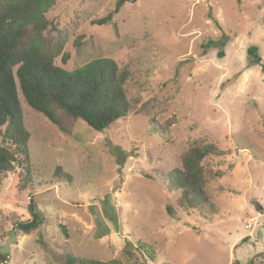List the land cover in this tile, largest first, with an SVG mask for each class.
Here are the masks:
<instances>
[{
	"label": "rangeland",
	"instance_id": "1",
	"mask_svg": "<svg viewBox=\"0 0 264 264\" xmlns=\"http://www.w3.org/2000/svg\"><path fill=\"white\" fill-rule=\"evenodd\" d=\"M117 2L61 4L51 18L68 32L70 58L55 64L113 60L131 74L132 111L104 133L74 120L63 132L22 99L32 174L23 161L0 186V264H62L66 245L127 261L129 243L152 249L148 264H264V73L248 58L255 47L264 63V0H137L93 25ZM198 139L229 152L205 161L226 172L209 185L214 220L181 208L163 178ZM31 197L42 225L25 235L13 223L30 219Z\"/></svg>",
	"mask_w": 264,
	"mask_h": 264
},
{
	"label": "trees",
	"instance_id": "2",
	"mask_svg": "<svg viewBox=\"0 0 264 264\" xmlns=\"http://www.w3.org/2000/svg\"><path fill=\"white\" fill-rule=\"evenodd\" d=\"M70 1L73 0H0V186L8 174L24 165L23 161L26 162L27 176L32 174L29 160L31 134L25 128L22 99L63 132H68L64 125L74 120L97 133H104L126 119L132 111L127 93L131 74L121 70L113 60L98 58L72 72L55 64L60 56H63L64 63L70 58L64 52L69 35L51 18V14L61 4ZM136 1L118 0L114 12L94 21L93 25L111 23L126 3ZM83 39H77V47ZM248 58L249 67L260 66L264 73V63L257 48H249ZM165 129L168 130L161 127L162 131ZM227 155L228 151L206 139L194 140L190 144L181 156V167L172 169L163 177L169 192L180 193L178 203L181 208L198 212L208 220L215 219L217 208L209 185L222 179L226 172L212 169L205 161L212 156ZM56 175L61 179L64 176L69 182L72 180V176L60 168ZM26 184L20 186L21 190L26 189ZM28 212L29 220L13 223L15 231L25 235L32 234L42 225L34 197L30 198ZM168 212L174 219L172 206L168 207ZM60 227L69 238L66 228ZM247 240L245 238L243 243ZM124 254L127 261L114 259L105 262L76 257L66 245L62 264H148L155 259L152 249L142 243L137 247L129 243ZM234 264L241 263L236 261Z\"/></svg>",
	"mask_w": 264,
	"mask_h": 264
}]
</instances>
